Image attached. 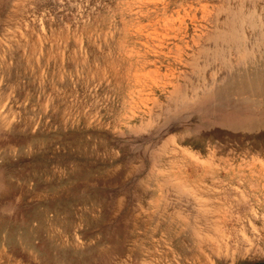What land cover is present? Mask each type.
<instances>
[{
	"label": "rangeland",
	"instance_id": "1",
	"mask_svg": "<svg viewBox=\"0 0 264 264\" xmlns=\"http://www.w3.org/2000/svg\"><path fill=\"white\" fill-rule=\"evenodd\" d=\"M263 1L0 0V264H264Z\"/></svg>",
	"mask_w": 264,
	"mask_h": 264
},
{
	"label": "bare ground",
	"instance_id": "2",
	"mask_svg": "<svg viewBox=\"0 0 264 264\" xmlns=\"http://www.w3.org/2000/svg\"><path fill=\"white\" fill-rule=\"evenodd\" d=\"M264 2V1H263ZM255 3L256 4H258L257 2H256V0H255ZM254 3V4H255ZM253 5V4H252ZM251 5V6H252ZM260 5H262V4H260ZM257 6V5H256ZM255 6V7H256ZM238 7V6H237ZM239 7H241V6H239ZM233 8V7H232ZM241 8H243V7H241ZM247 8V7H246ZM229 9V8H228ZM236 9V8H235ZM250 9V8H249ZM256 9V8H255ZM225 10V9H224ZM223 10V11H224ZM228 11V10H227ZM230 14V13H229ZM224 18H226V17H224ZM228 18V17H227ZM235 18V17H234ZM234 18H232V19H234ZM246 18V17H245ZM231 19V18H230ZM232 19H231V22H232ZM249 19V18H248ZM247 19V20H248ZM260 19V18H259ZM258 19V20H259ZM240 20V19H239ZM251 20V19H250ZM234 21V20H233ZM242 21L244 22V20L242 19ZM236 22V21H235ZM238 22V21H237ZM260 22H262L261 20H260ZM230 23V22H229ZM234 22H232V27H233V24ZM242 23V22H241ZM258 24V23H257ZM256 24V25H257ZM231 25H229L230 27H231ZM255 25V26H256ZM250 26V25H249ZM259 26V24L257 25V27ZM263 26V25H262ZM235 27V26H234ZM256 27H254V29H255ZM259 29H260V26H259ZM258 29V30H259ZM247 30H248V28H247ZM256 30H257V28L255 29V31H253L254 33H256ZM233 31H235V30H233ZM240 31V30H239ZM263 31V30H262ZM262 31H261V33H260V35H264V34H262ZM224 32H225V30H224ZM223 32V33H224ZM230 32V31H229ZM237 31H235V33H236ZM260 32V31H259ZM234 33V34H235ZM237 33H239V32H237ZM257 33H258V31H257ZM242 34V32L240 33V35ZM244 35V34H243ZM252 35H254L253 33L251 34V36ZM256 35V34H255ZM228 36V35H227ZM230 36V35H229ZM242 36V35H241ZM257 36H259V35H257ZM262 36H261V38H262ZM253 37V36H252ZM252 37H250L251 38V41L253 40L252 39ZM264 37V36H263ZM253 38H255V37H253ZM246 39H248V38H246ZM257 38H255L254 40H256ZM235 40H237V39H235ZM240 41V40H239ZM239 41H237L238 43H241V41L239 42ZM249 41H250V39H249ZM253 43V42H252ZM234 44H235V42H234ZM254 44V43H253ZM247 45V44H246ZM230 46H231V44H230ZM236 47H237V45H235ZM258 46H259V44H258ZM261 47H263L262 45H261ZM246 48H248L247 50H250L249 51V53L250 52H254L255 53V55L253 56V54L251 55V54H249V55H247V60H250V59H252V58H256L255 59V61L257 62L258 61V57H259V51H258V49H255V48H253V46H251V48H249L248 47V45H247V47ZM238 49V48H237ZM247 50H245V51H247ZM241 52V51H240ZM242 53V52H241ZM243 54H244V56H245V53H242V56H243ZM246 57V56H245ZM244 57V58H245ZM242 59V58H241ZM260 60V59H259ZM243 61V60H242ZM239 62H240V60H239ZM246 62V61H245ZM245 62H243L244 64H245ZM257 87H259L260 89H259V92H257L256 94L258 95L259 93L261 94V96L263 97V99H264V94H262V93H264V86H262V85H260V86H257ZM256 87V88H257ZM262 100V99H261ZM264 117V110L263 111H260V112H258V113H256V112H253V114H250V115H246L245 114V116H243V115H240V117H237V118H231V121L232 122H236V123H238V122H240L242 119H244V118H247V119H251V120H253V119H255V120H260V119H262ZM226 119H228V118H226ZM228 121H229V119H228ZM239 219V218H238ZM232 224V223H231ZM217 232H219L220 233V235H218L219 237H217L216 239H215V242L213 243V246L219 251V253H220V250L222 251L223 249L227 252V250H229V240L227 239L228 238V236H226L224 233H223V231H221L220 229L219 230H217ZM207 236V235H206ZM211 236V235H210ZM226 236V237H225ZM250 236V235H249ZM202 237V236H201ZM206 238V237H205ZM215 238V237H214ZM214 238H212V239H214ZM225 238H226V240H225ZM239 239V238H238ZM237 239V240H238ZM205 240V239H204ZM226 241V242H223V241ZM211 241V240H210ZM209 241V242H210ZM207 243V242H206ZM232 243V242H231ZM212 244V243H211ZM237 244V243H236ZM239 244V243H238ZM212 246V247H213ZM255 246V245H254ZM233 247H235V245L233 246ZM238 247V246H237ZM240 247V246H239ZM250 248V247H249ZM238 250H240L239 248H237ZM241 249H242V247H241ZM247 250V249H246ZM216 251V250H215ZM232 251V250H231ZM223 252V251H222ZM242 252V251H241ZM241 252H239V253H241ZM214 253V252H213ZM237 254V253H236ZM235 254V255H236ZM215 256V255H214ZM219 256V255H218ZM226 256V255H225ZM237 258V257H236ZM217 259V258H216ZM220 261V260H219ZM224 261V260H223ZM225 263H226V261H225ZM230 263V262H229ZM227 264V263H226Z\"/></svg>",
	"mask_w": 264,
	"mask_h": 264
}]
</instances>
